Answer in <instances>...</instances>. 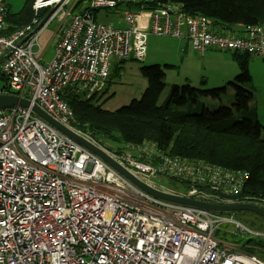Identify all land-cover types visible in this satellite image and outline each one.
Wrapping results in <instances>:
<instances>
[{"label":"built area","instance_id":"obj_1","mask_svg":"<svg viewBox=\"0 0 264 264\" xmlns=\"http://www.w3.org/2000/svg\"><path fill=\"white\" fill-rule=\"evenodd\" d=\"M72 1L34 0L35 12L54 7L43 25L35 29L38 19L6 34L8 7L0 0V76L8 89L0 94L36 104L153 188L173 193L152 181L168 177L187 183L178 194L183 197L248 203L238 198L240 172L171 157L156 143L122 153L103 147L75 127L64 96L89 99L104 93L113 66L145 58L149 35L186 39L199 54L213 48L264 58V26L248 25L246 35H228L211 31L206 17L188 16L174 3L152 10L91 0L74 12ZM101 9L115 16L120 10L122 24L98 20L94 14ZM52 20L59 21L54 53L41 63L40 37ZM223 223H234L249 237H264L229 216L144 192L30 107L0 109V264H264L216 238Z\"/></svg>","mask_w":264,"mask_h":264},{"label":"trees","instance_id":"obj_2","mask_svg":"<svg viewBox=\"0 0 264 264\" xmlns=\"http://www.w3.org/2000/svg\"><path fill=\"white\" fill-rule=\"evenodd\" d=\"M84 1L79 0L77 4ZM115 1L118 7L152 10L160 9L167 3L178 4L188 16L206 17L209 29L219 33L235 25H264V0ZM33 2L25 0L21 10L7 11L9 27L6 34L32 25L45 15L48 8L35 12ZM248 58L249 55L245 54L234 55L240 73L229 84L235 91L237 112L223 104L211 109L202 108L200 97L220 99L221 94H225L224 87L201 90L189 83L172 85L164 102L159 103L166 85L163 71L156 64L140 67L147 83L140 98L132 99L129 104L113 111L95 103V97L81 99L66 94L64 100L74 113L75 127L89 134L103 147L122 153L144 142L156 143L164 154L171 157L202 160L240 172L244 178L242 193L238 198L264 206V125L258 120ZM0 80V89L8 91L5 78L0 76ZM108 143L118 146L112 148ZM188 187L184 180L179 182L172 179L168 191L184 194ZM225 235L219 229L214 232V236L220 240H228ZM238 246L246 253L264 259V239L247 237Z\"/></svg>","mask_w":264,"mask_h":264},{"label":"rangeland","instance_id":"obj_3","mask_svg":"<svg viewBox=\"0 0 264 264\" xmlns=\"http://www.w3.org/2000/svg\"><path fill=\"white\" fill-rule=\"evenodd\" d=\"M78 1L79 0L72 1L74 12H79L84 7H87L91 0H86L79 5L77 4ZM4 2L7 4L8 10L11 12H17L23 7L25 0H4ZM119 11L120 10H117L115 16L111 10L101 9L94 15L98 20L104 22L113 21L116 22V24L121 25L122 19L119 17ZM58 22V20H52L45 28L42 35L44 38H47L46 42L51 38V33L57 28ZM174 44L175 40L171 38L156 37L154 35L150 36L147 40L146 58L142 61L127 59L120 61L116 66H113L110 73L109 83L107 84V90L101 95L95 96L94 102L100 104L103 109L113 111L121 106L129 104L132 99H139L146 87V79L143 76L140 67L147 65L149 59L154 57L153 59L158 61L167 59L171 62L177 63L175 68L162 67L163 80L166 86L161 94L160 100H163L170 93L172 85L182 86L189 83L192 87L201 90L224 87L226 91L225 94H221L220 99L216 97H200L199 102L201 103L202 108L211 109L223 104L231 107L233 111L237 112L238 108L235 101V91L229 84V82L233 81L240 73L239 66L234 57L232 59L231 56L220 54V52L217 51L205 52L204 55H200L191 50H188L186 53L177 51L175 55L174 52H171ZM46 46L47 49L41 63L50 61L54 53V47L50 42H48ZM166 54L168 55V58H165ZM248 60V70L252 78L254 103L257 105L259 111V121L264 125V60L253 56H249ZM162 66H164V62ZM202 80L204 81L203 84L200 82ZM1 84L2 81L0 80V85ZM108 145L112 148L118 146L113 143H108ZM172 179L174 180V178L156 177L152 181L155 185L169 190L171 188ZM178 181L180 182L181 180ZM225 216H229L231 219L249 230L261 233L264 232V221L261 220L259 216H253L249 212L240 211L229 212L226 213ZM219 230L221 233H224V235L226 234L228 238V240L226 239L222 241L236 245H240L242 241L251 235L249 233L241 232V228H236L234 223H223L220 225ZM260 237L261 236L258 238ZM262 238L264 239V237H261V239Z\"/></svg>","mask_w":264,"mask_h":264},{"label":"water","instance_id":"obj_4","mask_svg":"<svg viewBox=\"0 0 264 264\" xmlns=\"http://www.w3.org/2000/svg\"><path fill=\"white\" fill-rule=\"evenodd\" d=\"M53 9L54 7H51L47 10L45 15L39 20L35 29H38L41 25H43V23L47 20L49 15L52 13ZM11 106L30 107L31 110L34 113H36L39 117H41L43 120L47 121L57 130H59L61 133L67 135L68 137L76 141L78 144L82 145L87 150L97 155L100 159H102L104 162H106L108 165L114 168L117 172L123 175L131 183H133L138 188H140L144 192L154 197L160 198L162 200L174 202V203L187 205V206L194 207V208H199V209H203V210H207L211 212H217V213L248 211V212L258 215L264 220V206H259V205L251 204V203L214 204V203L194 200L188 197H183L178 194L165 192V191L153 188L145 184L144 182L140 181L135 176H133L124 167L119 165L110 156H108L101 148L94 145L93 143H91L90 141H88L87 139L79 135L78 133L68 129L67 127L63 126L62 124L54 120L52 117H50L44 110H42L36 104H32L29 100L25 98H20L13 94H0V109L11 107Z\"/></svg>","mask_w":264,"mask_h":264},{"label":"crops","instance_id":"obj_5","mask_svg":"<svg viewBox=\"0 0 264 264\" xmlns=\"http://www.w3.org/2000/svg\"><path fill=\"white\" fill-rule=\"evenodd\" d=\"M213 32H215V31H213ZM223 32H224V34H228V35H246L245 26H241V25L232 26V28L230 30L223 31ZM57 35H58V26H57V28L55 30H53V32L51 33V38L48 40V42H50L53 45V47H54L55 40L57 39ZM41 36H42V38L40 37V43L42 44V46L45 47L44 52H43V54H45L46 49H47L46 45L48 44V42H46V40H47L46 37L44 38L43 35H41ZM150 36H153V35H149L148 38ZM154 36H156V35H154ZM156 37H168V38H171V39L175 40V44H174L173 50L171 51V52H174L175 55H176L177 51H179L181 53H186L188 50H191V51L196 53V51L192 48L190 42L188 40H186V39H177V38H173V37H169V36H156ZM148 38H147V40H148ZM214 51L220 52V54H227V55L231 56L232 59H233L234 55H238V54H234V53L227 52V51L216 50V49H213V48H208V49L204 50V52L202 54H200V55H204L205 52H214ZM146 56H147V44H146ZM146 56H145V58H146ZM43 58H44V55H43ZM153 58L154 57H151V59H149V62L147 63V65H154V64L159 65L161 67V70H162V67L175 68L177 66V63L171 62V61H169L167 59H164L162 61H158V60H155ZM165 58H168L167 54L165 55ZM262 59L264 60V58H262ZM163 62H164V66H162ZM167 62H171V63H167ZM113 72H112V74H113ZM107 88H108V86H107ZM107 88H106V90H107ZM166 97L163 100H160L161 99V95H160L159 103H163L164 100L166 99ZM258 112L259 111H258V108H257V115H258ZM258 120H260L259 117H258Z\"/></svg>","mask_w":264,"mask_h":264}]
</instances>
